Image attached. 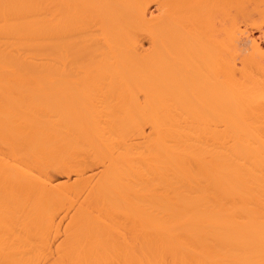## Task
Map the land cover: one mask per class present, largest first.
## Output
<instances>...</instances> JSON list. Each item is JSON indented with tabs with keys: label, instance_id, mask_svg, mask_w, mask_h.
I'll return each instance as SVG.
<instances>
[{
	"label": "bare ground",
	"instance_id": "6f19581e",
	"mask_svg": "<svg viewBox=\"0 0 264 264\" xmlns=\"http://www.w3.org/2000/svg\"><path fill=\"white\" fill-rule=\"evenodd\" d=\"M0 264H264V0H0Z\"/></svg>",
	"mask_w": 264,
	"mask_h": 264
}]
</instances>
